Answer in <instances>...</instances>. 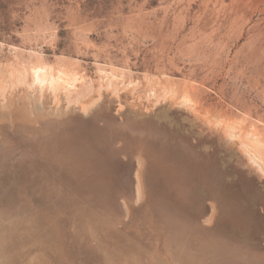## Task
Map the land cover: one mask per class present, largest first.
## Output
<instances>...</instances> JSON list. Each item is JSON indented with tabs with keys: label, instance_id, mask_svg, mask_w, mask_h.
I'll list each match as a JSON object with an SVG mask.
<instances>
[{
	"label": "rangeland",
	"instance_id": "obj_1",
	"mask_svg": "<svg viewBox=\"0 0 264 264\" xmlns=\"http://www.w3.org/2000/svg\"><path fill=\"white\" fill-rule=\"evenodd\" d=\"M20 100L77 107L84 114L97 105L91 115L80 117L76 128L82 130L97 123L93 116L97 118L101 106L139 117L179 107L187 112L184 120L190 125L207 127L226 141L231 136L230 153L245 156L264 178V0H0V106ZM50 120L44 123L52 126V133L46 132L42 142L48 154L68 147L70 155L79 156L80 166L88 148L95 163L91 174L100 177L104 155L96 150V141L102 142L99 127L93 128L98 132L91 135H97L94 141L73 130L69 117L54 115ZM244 134H249L251 148L242 145ZM136 139L121 140L118 148L137 153L147 140ZM107 143L110 148L111 141ZM180 153L170 150L166 160L158 153L149 166L146 163L155 197L180 194L182 200L191 193L192 180L197 179L187 170L189 157ZM109 157L106 153V165H112ZM140 160L137 157V167ZM136 169L132 175L138 201ZM151 169L153 177L147 172ZM75 170L79 168L65 174L70 177ZM142 186L150 189L148 182ZM245 187L242 184L243 195ZM130 192L124 187L114 201ZM100 193L96 198L106 197ZM212 201L221 208L217 199ZM232 210L224 209L219 217L239 236V251L249 253L241 242L256 241L258 228L248 225L247 214ZM172 213L184 216L179 210Z\"/></svg>",
	"mask_w": 264,
	"mask_h": 264
},
{
	"label": "water",
	"instance_id": "obj_2",
	"mask_svg": "<svg viewBox=\"0 0 264 264\" xmlns=\"http://www.w3.org/2000/svg\"><path fill=\"white\" fill-rule=\"evenodd\" d=\"M12 104L11 106L9 105L10 107L0 106V144L4 145L9 135L11 141H8V144L11 142L13 144L12 147L8 149H4V146L1 147L0 168L6 169L10 180L20 176L22 180L28 182L25 178L26 166L34 160L32 159L31 161L29 158L27 152L28 148L25 147L27 144L26 140H34L32 135L38 127L35 124L29 128L20 129L21 131L19 130V132H17V128L14 127V125H16L15 118L20 116L23 117L25 121H28L27 119L32 116V119L37 121L39 119L44 120L51 117L50 121L53 122L55 113L60 112L58 109L63 110L66 118H70L69 122L72 124V129L81 131L80 136L86 135L92 139L91 135L96 133L93 131L94 126L97 125L99 127L98 132L101 136L100 141L102 142L96 141L97 135L92 139L96 141L97 154L101 157L103 155L105 156L107 153V155L110 156L108 158L109 163H112V165L104 164L103 166L107 168L106 171H110L114 176L120 177L118 183L123 181L124 187L126 189L130 188L131 190L129 194L124 193L123 195H119L116 204L109 202L111 200L109 197L96 198V200L93 198V200L88 202L76 203L74 204L75 206L70 204L69 206H71L72 209L69 210L67 215L74 214L81 221H85L86 218L89 220L91 219L97 222L100 227L109 226L112 231H117L112 235L114 237L117 236L120 229H131L129 220L127 221V219H125V215H135L133 219L138 218L139 221L141 220L144 224L146 223V226L150 230L148 235L151 240H153L155 238V233L152 231L153 224L151 221L156 219V214L157 216L160 215V212L156 211L155 208L158 207L161 202L167 201L169 206L173 207V210L181 211L186 219L192 222L189 228L186 227L185 232H190L192 235L203 234L205 238H210L214 223L217 226L223 220L219 217V214H221L224 209H233L232 211H234L235 208L239 210L240 213L247 214L250 217L248 225L252 228H258L254 229L257 232V240L249 241L242 245L264 259V178L259 177V175L253 172L252 169L250 170L245 163L240 162L238 160V155L234 156L230 153L228 141L221 139L215 132L207 129V127L199 124L192 126L185 121L184 117L187 116V112L182 108L176 107L171 110H166L164 108L160 111L153 110L148 116L144 115L139 117L126 111L115 113L112 106L108 107L107 105V108L101 106L97 118L93 116L97 123L92 125L89 124L82 130L76 128V124L78 125L80 117L87 116V113H81L82 111L77 107L61 106L62 108H60V106L54 107L51 105H44L37 101L32 102L31 100L30 102L22 100L15 101L12 102ZM132 138H138L136 140L146 139L147 141L139 144L140 146L144 144L145 147L142 149L139 148L137 153L129 152L131 150L130 148H126L125 150L118 148L121 147L118 145L121 140L127 139L128 142H130ZM152 140L157 143L154 147H151L150 144ZM109 141L112 143L110 148L107 143ZM170 150L171 154L174 155H176L178 151L181 152L180 155H182L185 151L184 156L189 157L187 170H190L197 179L192 180L193 187L191 193L186 195L182 200L180 194L178 197L166 195L162 198L152 195L154 193V189L151 188L152 179L148 178L145 173L147 169L146 163L149 166L152 159H154L155 155L158 153L162 155L160 158L164 160L169 159L168 153ZM138 153L147 155H145L144 158L143 155ZM137 157L141 159L140 176L142 182L145 183V185L148 182L150 189H145L143 191L144 194L142 193L143 195H140V199L135 201L136 193L132 174L134 169L137 168ZM160 163L165 167V162ZM194 171L198 172V174ZM1 172L0 170V173ZM81 173L82 175H80ZM179 174V177H183L181 172ZM2 176L3 174H0V188L4 186L3 184L6 179V177L1 178ZM77 178L79 180L82 179L81 182H83L88 177L84 172H78ZM86 183L96 184L89 178ZM242 184L246 185L245 191L247 194L243 195L240 193V191H243ZM11 186L14 190L16 189L12 182ZM239 194L241 196H239ZM4 197L5 195H3V199ZM212 199H217L221 206L217 212L215 211L213 213V216L211 214ZM1 200L0 206H2ZM23 200L29 201L22 202L23 215H20L21 217H29L31 212H35L34 209L36 212H39L41 208L40 205L43 204L45 206L48 202L42 197H39V195L31 198L25 195ZM20 201L21 198H19L18 202ZM209 215L210 220L208 219V221H205L206 217L209 218ZM91 216H96L97 220L95 221L93 218H90ZM0 219L1 223H6L9 226L12 225V223H14L13 220L17 218H12L13 220L10 221V219L2 216ZM155 221L159 222V220ZM228 221L227 223H229ZM72 222L77 223L74 219H72ZM110 222H113V225H109ZM26 224L28 225V223ZM19 228L22 233L18 236L20 238L13 241L14 246L12 245L13 247L11 249V252L22 250L21 257L17 260L18 263L32 264L33 260H36V263L44 260V258L41 259V256H43L41 249L43 240L38 239L40 234L27 233L26 230H28V228L25 225H21ZM68 234L69 230H64V234L59 236L69 237ZM95 236L94 238L98 241V232H95ZM143 238L142 233V235L137 238L138 243H142ZM146 238L148 237L146 236ZM0 243H2V241ZM250 258L253 257L250 256ZM249 261L252 262L251 259H249ZM14 262L16 261L9 259L5 261L7 264H14Z\"/></svg>",
	"mask_w": 264,
	"mask_h": 264
},
{
	"label": "bare ground",
	"instance_id": "obj_3",
	"mask_svg": "<svg viewBox=\"0 0 264 264\" xmlns=\"http://www.w3.org/2000/svg\"><path fill=\"white\" fill-rule=\"evenodd\" d=\"M38 80L42 81L43 78L39 76ZM10 106L8 105L7 107ZM96 106L88 109V115L94 112ZM58 111L60 112L55 113L56 117H65L63 110ZM61 113L63 114L60 115ZM27 120L25 121L23 117L17 116L14 127L19 132L20 129H26L35 124L38 126V130L36 129L32 135L34 140H26L27 144L25 147L28 148L29 158L31 161L32 159L34 160L26 166L25 178L28 182L22 180L20 176L10 180L6 169L0 168L2 171L0 174H3L1 178L6 177L4 186L0 188V198L3 199V195H5L3 200L0 199L2 201L0 218L4 216L10 221L13 220L12 218H17L9 226L6 223H1L0 219V242L2 241L0 243V264L5 263L6 259L15 260L14 264H19L17 260L21 257L22 250L11 252V249L14 246L13 241L20 238L18 236L22 233L19 228L21 225H25L28 228L26 230L27 233L40 234L38 239L43 240L41 249L44 257L41 256V259L44 258V260L38 263L33 260L32 264H264L263 258L258 256L257 253L251 251L247 253L243 248L241 249L242 251H239L240 247L238 246L240 245L236 244V242H239L236 240L239 236L234 235L236 232L232 230V227L229 231L222 224L225 221L223 216L220 217L223 220L220 226L218 224L217 230H215V227L213 228L212 238H205L203 234L192 235L190 232H185L186 227L189 228L192 222L188 221L185 216L179 218L178 215L172 213L173 207H164L166 203H162L155 209L160 212L159 216L156 214L155 219L159 220V222L151 221L154 226H152V231L155 233V238L151 240L148 235L150 230L146 223L139 221L138 218L133 219L135 215L127 216V218L130 216L129 225L131 229H120L115 237L112 235L117 231H112L109 226L104 225V230L102 226L100 227L97 222L91 219L86 218L85 221H81L74 214L67 215L69 210L72 209L69 206L70 204L75 206L74 204L76 203L91 201L93 200L92 198H96L97 194L99 196L100 192L111 198L109 202L116 204L114 197L117 196L118 191L120 192L124 189V183L123 181L118 183L120 177H115L109 171H106L107 168L105 167V169L104 166L100 177L93 176L91 171L92 167H94L92 166L94 155L88 148L84 149L86 154V157H84L86 159L85 164L80 166L78 165L81 161L79 156H74L76 153L73 156L70 155L68 147L57 148L55 154L49 155L48 148L42 142L47 135L46 132L52 133L50 130L52 126L45 125L46 119L44 121L39 119L33 123L32 116H30ZM89 123H92V120H89ZM248 136L249 134H244L241 137V143L243 146L251 148L252 145L248 140ZM226 138L228 142L231 140V136ZM8 141H11L10 135L4 145L0 144V151L3 146L4 149L12 147V142L8 144ZM246 154L247 157H250V162H253L252 164L255 167L258 166L260 172L263 171L259 164L260 162L258 163L250 153ZM257 154L262 155L263 153L258 152ZM104 157H102L98 166L106 165L107 161L106 159L104 160ZM238 160L245 163L250 170L252 168V171L256 173L257 170L252 167L245 156L240 155ZM140 167L141 165L136 169L135 178L136 183L141 185L142 194L144 190ZM77 168L79 170L72 171L73 175L70 177L65 174L66 171L69 172V170ZM78 172H84L96 184L86 183L88 178L81 182L82 179L79 180L77 178ZM147 172L152 177L155 174L152 169ZM11 182L14 183L15 190L12 188ZM25 195L30 196V198L39 195V197L48 202L45 206L43 204L40 205L41 208L39 212L37 211L38 213L33 208L35 212H31L29 217H21L20 215H23L22 202L29 201L23 200ZM19 198H21L20 202H18ZM217 209L218 204L212 201V216ZM222 214H225V212H222ZM90 218L97 220L96 216H91ZM72 219L77 221V223L72 222ZM208 219L210 220V215L207 221ZM109 225H113V222H110ZM64 230H69V237L59 236L64 234ZM95 232H98V241L94 238L96 237ZM217 232L218 234H216ZM142 233L144 238L142 243H138L137 238ZM249 241H253V238H250ZM250 256L253 258H250Z\"/></svg>",
	"mask_w": 264,
	"mask_h": 264
},
{
	"label": "trees",
	"instance_id": "obj_4",
	"mask_svg": "<svg viewBox=\"0 0 264 264\" xmlns=\"http://www.w3.org/2000/svg\"><path fill=\"white\" fill-rule=\"evenodd\" d=\"M108 0H105V2H107ZM109 3V2H108Z\"/></svg>",
	"mask_w": 264,
	"mask_h": 264
}]
</instances>
